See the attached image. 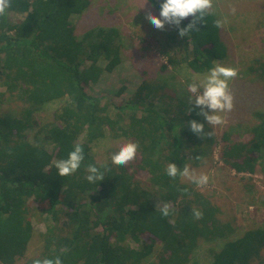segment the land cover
Returning a JSON list of instances; mask_svg holds the SVG:
<instances>
[{"label": "trees", "instance_id": "16d2710c", "mask_svg": "<svg viewBox=\"0 0 264 264\" xmlns=\"http://www.w3.org/2000/svg\"><path fill=\"white\" fill-rule=\"evenodd\" d=\"M148 1L159 10L161 0ZM89 5L90 0H11L0 16V80L5 87L0 105L11 106L0 109V264H32L57 256L62 264H189L202 242L222 239L210 264H253L264 252V227L229 238L235 228L223 220L220 206L196 184L167 175L169 163L181 170L198 165L218 142L206 119L197 115L200 108L190 104L192 94L174 86L166 89L168 83L159 77L143 79L125 103H103L87 91L104 70L122 60L119 29L99 27L76 35L72 17ZM10 12L23 16L12 22ZM215 21L209 14L198 22L183 37V60L169 63L185 62L203 73L216 66V59L225 60ZM171 39L167 46L179 44L177 36ZM104 58H111L105 68L100 65ZM259 61L246 72L264 82ZM56 102L60 107L54 109V119L42 122L38 113ZM254 117L258 122L247 129L250 139L233 140L225 132L221 137V155L239 171L264 170V111H255ZM192 120L214 135L201 138L190 129ZM110 135L139 144L133 167L112 163L120 148L111 150L106 162L95 158L93 144ZM77 144L84 154L80 168L59 176L55 162L67 159ZM90 164L100 168L104 180L87 181ZM141 171L148 180L136 178ZM166 203L172 206L163 217L160 208ZM193 210L202 212V219ZM36 214L50 216L44 231L35 229ZM36 236L41 248L29 257Z\"/></svg>", "mask_w": 264, "mask_h": 264}, {"label": "rangeland", "instance_id": "374dc122", "mask_svg": "<svg viewBox=\"0 0 264 264\" xmlns=\"http://www.w3.org/2000/svg\"><path fill=\"white\" fill-rule=\"evenodd\" d=\"M149 10L159 15L158 8L148 0H90L88 9L84 10L81 16L72 17L76 35L99 27L119 29L121 62L111 71L104 70L100 80L87 87L90 94L101 96L103 103H125L142 80L147 78L149 81H155L154 78L157 77L163 78L164 82L168 83L166 89L174 86L179 93L190 94L188 85L194 80L199 83L209 73L195 72L189 69L185 62H180L177 66L169 63L173 58L183 60V37L179 36L173 25L166 24L162 30L156 29L145 19ZM210 14L214 15L216 20L225 21L223 26L218 28V36L228 56L225 60L216 59L215 65L238 69L237 77L229 82L234 107L231 111L219 113L224 118L222 125L212 126L206 121L217 135L218 142L208 149V155L200 164L191 163L189 168L194 170L196 175H208L209 181L206 185L195 186L220 206L223 220L230 221L235 228V233L229 237L234 238L249 228L264 227V170L259 167L256 171H239L221 155V137L224 132L230 134V139L233 140L250 139L252 132L247 129L258 122L254 113L258 110L264 111V82L255 73L246 72L250 65L256 64L255 60H260L258 65L264 63V0H213ZM8 15L12 22L22 17V14L16 12H10ZM168 28L170 30H167ZM176 36L179 38V44L172 43L167 46L170 37L174 40ZM110 60L111 58H104L100 65L105 68ZM162 65H167L168 69L163 70ZM1 82L2 80L0 91H4L5 87ZM121 87H125V90L118 93ZM14 105L19 104L16 102ZM155 105L158 108L163 106L157 100ZM9 107L11 106L4 103L0 105L2 110ZM57 107H60V102L38 113L39 119L42 122L52 121L53 111ZM205 111L210 112L209 109ZM123 139H114L110 135L108 140L93 144L95 158L106 162L111 156V150L129 143L126 138ZM134 162L135 159L128 163ZM131 165L133 167V164ZM49 167L50 165L46 169ZM136 178L146 181L149 175L141 171ZM183 180L191 182L185 177ZM153 201L159 206L157 199L154 198ZM48 217L50 216L47 214L35 216L33 224L37 231H44ZM38 239V236L32 239L29 257L39 254L41 242L39 243ZM132 244L136 246L134 241ZM222 245L223 239L202 242L189 264H210L212 250H217ZM17 264L25 263L22 260ZM253 264H264V252Z\"/></svg>", "mask_w": 264, "mask_h": 264}, {"label": "clouds", "instance_id": "9594fccd", "mask_svg": "<svg viewBox=\"0 0 264 264\" xmlns=\"http://www.w3.org/2000/svg\"><path fill=\"white\" fill-rule=\"evenodd\" d=\"M11 0H0V16L4 15L6 9L10 7ZM213 8V0H161L159 6V15L153 14L150 10L146 12L145 19L149 21L156 29L162 30L165 25H173L178 28V34L186 37L192 30L196 29V24L205 19ZM192 17L190 23L186 27H179L181 22ZM224 20L217 19L215 27L220 28L224 24ZM238 69L217 64L209 70L207 76L199 83L195 80L188 85V90L193 95L189 97L191 105L200 108L197 115L203 116L209 125L216 126L224 123V118L219 113L231 111L234 107V97L230 91L229 82L237 77ZM209 109V111H205ZM191 111V109H190ZM190 129L197 134L203 136H213V132L204 133V124L198 123L196 120L189 122ZM138 143L129 142L124 144L120 150L114 153L111 161L115 165H125L129 161L135 159ZM84 160L82 146L77 144L68 154L67 159H61L55 162L58 169V175L68 176L75 173ZM101 167H106L101 165ZM86 171L88 175L86 179L89 183L104 180V173L95 165H88ZM167 175L175 178L177 175L187 178L197 186H204L208 183L209 177L206 174L196 175L194 170H190L189 166L178 168L176 164L169 163L167 166ZM186 191V189H185ZM171 205L166 203L160 208L161 215L167 217L170 214ZM192 215L196 219H202L203 213L193 210ZM32 264H62L59 256L55 258L34 259Z\"/></svg>", "mask_w": 264, "mask_h": 264}, {"label": "built area", "instance_id": "2783aa9c", "mask_svg": "<svg viewBox=\"0 0 264 264\" xmlns=\"http://www.w3.org/2000/svg\"><path fill=\"white\" fill-rule=\"evenodd\" d=\"M23 16V15H22Z\"/></svg>", "mask_w": 264, "mask_h": 264}]
</instances>
